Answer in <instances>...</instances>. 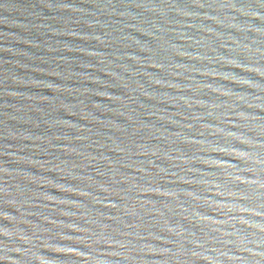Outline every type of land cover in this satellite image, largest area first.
I'll use <instances>...</instances> for the list:
<instances>
[{
	"label": "water",
	"instance_id": "95a60500",
	"mask_svg": "<svg viewBox=\"0 0 264 264\" xmlns=\"http://www.w3.org/2000/svg\"><path fill=\"white\" fill-rule=\"evenodd\" d=\"M0 264H264V0H0Z\"/></svg>",
	"mask_w": 264,
	"mask_h": 264
}]
</instances>
